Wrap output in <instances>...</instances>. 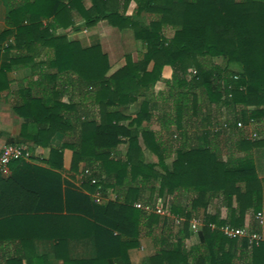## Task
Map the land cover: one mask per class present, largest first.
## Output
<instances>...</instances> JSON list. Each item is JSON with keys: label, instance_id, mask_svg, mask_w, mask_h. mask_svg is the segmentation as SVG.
<instances>
[{"label": "trees", "instance_id": "1", "mask_svg": "<svg viewBox=\"0 0 264 264\" xmlns=\"http://www.w3.org/2000/svg\"><path fill=\"white\" fill-rule=\"evenodd\" d=\"M6 2L0 92L8 88L1 81L12 66L32 69L14 92L13 108L26 121L23 140L10 144L31 141L49 166L13 161L15 180L23 172L32 182L42 174L45 191L27 194L45 204L62 202L60 176L53 169L65 167L81 173L91 193H117L116 200L98 204L70 192L65 196L68 215L42 216L47 227L55 224L58 256L70 238L95 241L94 258L66 255L63 264H132L129 251L140 247L143 236L155 248L143 264H264V242L250 245L221 231L225 225L243 227L248 213L253 214L252 228L261 227L264 178L255 156L264 151V0ZM104 21L120 31L131 30L144 50L136 61L126 54L125 65L112 74L98 34L70 36ZM44 47L53 54L34 62V54ZM166 67L173 73L163 80ZM62 95L68 100L62 101ZM140 98L135 117L125 115L122 109ZM145 121L157 123L161 131L141 128ZM58 134L65 139L54 146ZM124 143L128 148L122 155L119 146ZM144 149L157 162H147ZM159 200L170 216L134 206L139 202L155 208ZM61 206L62 211L63 202ZM192 220L202 223L195 245ZM1 239L0 264H23L22 242L8 253ZM27 264L48 261L38 257Z\"/></svg>", "mask_w": 264, "mask_h": 264}, {"label": "crops", "instance_id": "2", "mask_svg": "<svg viewBox=\"0 0 264 264\" xmlns=\"http://www.w3.org/2000/svg\"><path fill=\"white\" fill-rule=\"evenodd\" d=\"M90 5V2H89ZM88 6V4H87ZM8 13V5L6 0H0V34L6 29L5 18ZM58 33L64 32L58 29ZM81 33V32H80ZM83 33H96L99 36L103 51L107 53L110 60V74L114 73L122 66L125 65V55L130 54L136 61L143 53V47L140 41H137L131 30L120 31L117 28L110 26L107 22H100L93 30L83 31ZM78 33H73L70 36H77ZM8 43H5L6 47ZM16 50L11 51V56L16 55ZM53 54L50 48H39L34 54V62L39 63L45 61ZM167 73H171L167 76ZM32 75V69L24 64L14 65L7 71L1 86H5L8 82V88L0 92V153L2 148L10 144L12 140L21 139V132L23 126L26 125V121L20 115H18L14 108V92L18 90L19 85L28 79ZM172 76V68L166 67L163 71V80H168ZM62 101H67L68 96L62 95ZM140 98L136 103L124 107L122 110L125 115L135 117V112L139 111L142 102ZM126 121L124 124H128ZM29 126L32 127V124ZM149 127L155 132H160V126L153 122L152 124L145 121L141 128ZM65 137L58 134L53 139L54 146H61ZM33 152L31 159H23L25 164H29L33 167L42 169H49V166L44 162V159L40 154L36 152L37 147L28 141L25 143ZM128 145L126 143L119 146V150L122 155L127 152ZM70 154L69 152H67ZM144 158L147 162H157V157L147 149H144ZM66 163H71V158L66 159ZM258 174L260 178H264V162H256ZM53 171L60 176L57 185L62 193L63 197V209L62 202L59 200L56 202L53 200L49 204H45L43 198H34L29 196L33 191L42 195L45 191L43 186L44 181L41 175L38 174L36 178H26L27 173L19 174L18 180H15L13 174L14 170L9 165L8 171L3 174L0 173V177L4 179V183L0 182V221L4 220V224L0 225V238L4 245H8L5 252L15 253L14 245L23 244V251L19 250L26 256L23 264H27V259H34L43 257L48 261V264H63V259L66 255L72 259H91L96 255L95 241L90 236H85L81 239L70 238L67 241V250L57 254V245L59 240L56 239L53 226L55 224H48V227L44 224L42 216H58L68 215V211L65 208L66 194H84L94 200V194L88 191L84 187L85 179L81 173H75L70 171L67 167L64 169H53ZM10 178L15 182L10 181ZM9 180V181H8ZM18 181V182H17ZM113 194V198L108 201L116 200L117 193L113 189H109ZM29 193V194H27ZM17 194H20V198H17ZM105 201L103 204H105ZM72 209L75 208L73 204ZM253 221V214L248 213L246 215V222ZM261 226V225H260ZM260 231L264 233V226L260 227ZM199 231L193 232L191 236V244L195 245L199 243ZM264 242V241H263ZM155 248L150 237L143 236L140 239V247L131 249L129 251L132 264H143V260L153 255ZM246 264H249V260H246Z\"/></svg>", "mask_w": 264, "mask_h": 264}, {"label": "built area", "instance_id": "3", "mask_svg": "<svg viewBox=\"0 0 264 264\" xmlns=\"http://www.w3.org/2000/svg\"><path fill=\"white\" fill-rule=\"evenodd\" d=\"M239 127H243L242 123L238 124ZM252 138H256V134H252ZM33 157V152L29 146L26 144H7L5 145L0 153V173L5 174L8 171L9 165L16 160L20 159H31ZM92 183H95V180H92ZM106 194L103 191H97L94 194V201L98 204H103L106 201ZM134 206L138 209H141L145 212H155L161 216H170L169 210L164 209L161 206V201L159 200L155 208H152L148 205L142 203H135ZM259 223L261 226H264V205L261 212L258 214ZM177 221V223H179ZM202 226V223L197 220H192L190 222V229L193 232H198ZM213 226V225H212ZM214 227V226H213ZM221 231L230 238H242L248 240L250 245L256 244L259 245L264 241V233L262 231H255L252 228V223L246 222L243 227L235 228L231 225H225L221 227Z\"/></svg>", "mask_w": 264, "mask_h": 264}, {"label": "rangeland", "instance_id": "4", "mask_svg": "<svg viewBox=\"0 0 264 264\" xmlns=\"http://www.w3.org/2000/svg\"><path fill=\"white\" fill-rule=\"evenodd\" d=\"M87 4H88V6H89V1H87ZM134 6H132L131 8H130V10H129V13L131 14L132 12H133V10H134ZM172 31L171 30H166V34L168 35V36H172ZM73 34V33H72ZM71 34V35H72ZM87 35H89V33H83V32H81V33H79V34H77V36H79V37H83V36H87ZM74 36H76V35H74ZM141 56V55H140ZM218 61H220V60H218ZM172 73H173V69H172ZM171 73H167L166 75L167 76H169ZM162 88V85H159L158 86V89H161ZM255 158H256V162H264V151H257L256 152V156H255ZM105 197H106V201H108V200H110V198H113L114 196H113V194L112 193H110V191H108L107 192V194L105 195ZM216 210V205L214 204V205H212L211 207H210V211L211 212H214Z\"/></svg>", "mask_w": 264, "mask_h": 264}]
</instances>
